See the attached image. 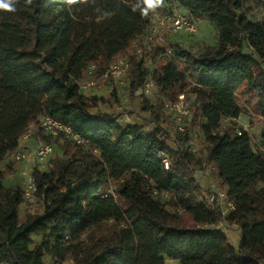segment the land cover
I'll use <instances>...</instances> for the list:
<instances>
[{"label":"trees","instance_id":"trees-1","mask_svg":"<svg viewBox=\"0 0 264 264\" xmlns=\"http://www.w3.org/2000/svg\"><path fill=\"white\" fill-rule=\"evenodd\" d=\"M162 2L213 22L218 42L199 53L176 42L152 46L131 58L130 89L150 80L168 101L196 95L190 125L232 207L222 215L201 188L188 129L171 146L149 101L142 110L153 125H123L80 88L88 66L102 75L161 5L15 0L14 11L0 9V264H45V256L55 264H264V131L253 146L246 130L222 124L243 112L239 95L264 113V19L249 16L264 0ZM43 115L81 141L54 137L62 156L33 168L37 200L20 218L23 189L4 185L1 164ZM221 220L238 228V247Z\"/></svg>","mask_w":264,"mask_h":264},{"label":"rangeland","instance_id":"rangeland-1","mask_svg":"<svg viewBox=\"0 0 264 264\" xmlns=\"http://www.w3.org/2000/svg\"><path fill=\"white\" fill-rule=\"evenodd\" d=\"M159 5L162 6L161 11L153 15L151 23L145 33L136 38L125 51L119 53L109 61L102 75L96 74L97 69L94 64L88 66V73L84 81H92L94 85L83 90V93L88 97H97L99 99L97 110L114 114L123 125L134 122L145 123V120L153 125L155 122L152 120L155 118L151 117L150 113L142 110L144 101H149L156 106L154 116L159 114L162 120L160 125L163 129L164 137H166L171 146H176L175 138L188 129L189 136L185 144L196 153L197 160L201 163V166L194 167L196 179L209 197L210 202L219 208L221 214L224 215L230 208L225 196L226 187L214 174L212 166L204 163L203 136L198 129L192 128L190 125L195 101L194 96L190 93L185 94L184 103L178 105L179 98L175 101L164 99L152 82L150 87L147 88L143 85L136 89L135 92H132L129 86L131 58L136 55H141L143 51H148L156 44L161 43L167 45L170 42H176L194 53H199L208 47L215 46L218 42V28L210 20L206 18H194L184 7L177 3L166 4L162 2ZM176 13L189 16L195 23L196 31L174 30L171 24V17ZM249 16L253 20L264 19V7L253 8L249 12ZM245 51H250V49L245 48ZM116 61L122 63V70L124 69V71L121 70L115 76L107 74L110 64ZM261 66L264 68V62H261ZM238 103L243 108L241 115L232 120L224 119L222 124L227 125L228 123H232L238 128H243L248 132L252 145L255 146V143L259 141L261 132L264 131V113L257 110L249 100L240 95L238 96ZM34 126V123L31 124L27 130L34 128ZM46 136V134L40 131H35L34 134L23 139L21 142V149L25 151V158L14 160L11 154L5 158L1 164V169L4 171L3 183L6 187L16 185L21 186L22 189L25 187L26 173L32 172L36 166L34 150L42 142L48 140L45 138ZM50 142L53 144L54 149L47 160L46 167L52 158L62 156L60 143L55 138H51ZM44 169L42 168V170ZM260 194L264 195L262 188H260ZM164 199L168 200V197H164ZM36 200L33 203L24 201L20 205V218L23 217L27 209L26 207H33ZM169 209L172 208L169 207ZM217 226L226 234L228 241L235 247H238L240 240L238 228L222 220L219 221ZM35 240L39 241L41 238L35 237ZM44 261L45 264H55L49 256H45ZM166 264L178 263L167 258Z\"/></svg>","mask_w":264,"mask_h":264},{"label":"built area","instance_id":"built-area-1","mask_svg":"<svg viewBox=\"0 0 264 264\" xmlns=\"http://www.w3.org/2000/svg\"><path fill=\"white\" fill-rule=\"evenodd\" d=\"M171 24L174 28V30H182V31H187V32H195L196 31V26L194 21L189 17L185 16L180 13H176L171 17ZM92 66V65H91ZM122 70V63L121 62H112L109 66V69L107 70V74H111L115 76L116 74L120 73ZM126 70V67H125ZM124 71V69L122 70ZM83 81L80 83V88L81 90H85L91 86L94 85V82L89 81L86 82ZM150 80L146 81L144 84V87H150L151 85ZM192 94V93H190ZM184 95L183 93L179 94L177 98H179L178 105L184 103ZM194 98L196 97L195 94H192ZM35 131H40L43 134L48 135L50 138H54L58 135V133L61 131L65 133L67 136H70L72 139L77 140L80 142V137L77 134H74L71 132V130L62 125L59 121L53 119L50 116L43 115L39 118V120L35 123L34 128L27 130L22 136H21V141L23 139H26L30 137L32 134L35 133ZM54 146L51 142L49 141H44L42 142L35 150H34V157L36 160V167L40 170L42 168H46V163L49 158V156L53 153ZM12 155V158L14 160H21L25 158V151L21 149V144L18 148H16L14 151L10 153ZM168 161L164 159V166L167 168ZM35 185L33 182V178L31 175V172L26 173V185L23 188V199L24 201L28 203H33L36 199L35 195ZM108 192H112L113 186L112 184H109L108 186ZM226 196V195H225ZM227 198V196H226ZM228 200V199H227ZM230 208L232 207V204L228 201Z\"/></svg>","mask_w":264,"mask_h":264},{"label":"clouds","instance_id":"clouds-1","mask_svg":"<svg viewBox=\"0 0 264 264\" xmlns=\"http://www.w3.org/2000/svg\"><path fill=\"white\" fill-rule=\"evenodd\" d=\"M143 2L149 7L159 5L162 3V0H143ZM26 3L31 4L32 0H26ZM15 0H0V9L6 11H14Z\"/></svg>","mask_w":264,"mask_h":264},{"label":"crops","instance_id":"crops-1","mask_svg":"<svg viewBox=\"0 0 264 264\" xmlns=\"http://www.w3.org/2000/svg\"><path fill=\"white\" fill-rule=\"evenodd\" d=\"M263 189V188H262ZM264 190V189H263ZM175 261V260H174ZM177 262V261H176ZM178 263V262H177Z\"/></svg>","mask_w":264,"mask_h":264}]
</instances>
